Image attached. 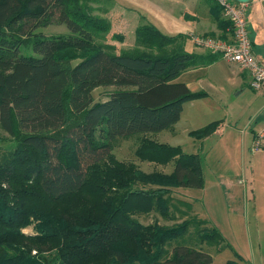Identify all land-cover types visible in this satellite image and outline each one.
Segmentation results:
<instances>
[{
  "label": "trees",
  "instance_id": "obj_1",
  "mask_svg": "<svg viewBox=\"0 0 264 264\" xmlns=\"http://www.w3.org/2000/svg\"><path fill=\"white\" fill-rule=\"evenodd\" d=\"M99 1L0 0V128L15 142L0 145V264H212L232 246L176 190L204 188L200 153L144 136L141 160L175 163L170 173L146 172L116 160L113 142L175 125L185 102L207 94L176 79L219 55L187 51V35H166L142 14L134 45L117 51L107 42L110 8L94 12ZM211 1L229 39L232 24ZM52 24L69 33L46 35ZM99 86L113 87L104 100L93 96ZM218 125L190 135L203 141ZM80 193L97 198L99 215L57 207ZM153 211L186 218L168 225L133 216ZM235 254L227 264H242Z\"/></svg>",
  "mask_w": 264,
  "mask_h": 264
},
{
  "label": "rangeland",
  "instance_id": "obj_2",
  "mask_svg": "<svg viewBox=\"0 0 264 264\" xmlns=\"http://www.w3.org/2000/svg\"><path fill=\"white\" fill-rule=\"evenodd\" d=\"M199 1L100 0L98 3L93 2L92 5L97 7L94 12L101 16L103 9H111L107 16L111 21L113 20V23L107 35V42L120 51L134 45V30L144 20L141 14L146 21L154 24L166 35H184L194 31V28L182 19V15L188 10H200ZM122 6H124L123 13L120 11ZM125 7L131 9L127 10ZM124 16H127L128 20ZM41 30L49 36L69 33L65 24H52ZM115 34L123 36L124 39H119L114 36ZM185 49L192 53L208 52L193 42L191 34L186 40ZM176 80L188 82L193 91H205L207 94L185 102L180 120L168 129L117 138L113 142L115 159L125 163H135L146 172L173 171L174 161L168 164H156L141 160L136 155V150L144 136L159 142L180 145L187 153H200L205 173V186L199 191V199L194 198L196 196L188 199L190 196L183 192L179 193V196L193 202L198 216L209 220L212 225H218L219 221L235 216L230 209L236 214L244 213L242 225L247 238L253 236L255 243L256 238L259 241L261 235L264 245V207L261 206V198L264 195V148L257 150L254 148V131L264 127V94L254 90L248 80L237 73L235 65L226 62L220 56L210 66L185 71ZM112 89L113 87L109 86H99L93 91V96L95 100H104ZM213 121L219 123L218 129L203 141L195 140L190 135L191 130L202 128ZM0 137L2 140L9 139L8 134L1 128ZM14 144L12 140L0 141V145L6 148L13 147ZM108 164L115 167L113 160ZM239 180H243L241 181L243 183ZM80 194L78 197H69L66 204L62 203L57 207L76 209L75 212L83 218L85 215L90 216L89 214L99 215L101 212L93 207L97 198L85 199L83 194ZM180 206L185 210V206ZM181 214L177 213L178 218L174 220L164 218L156 211L142 212L133 216L144 224L157 220L162 224L171 225L186 218ZM24 231L33 233V225L27 226ZM186 237L192 238L188 235ZM203 247V249L209 248L207 245ZM232 256V252L226 249L214 255L215 261L212 264H227V260Z\"/></svg>",
  "mask_w": 264,
  "mask_h": 264
},
{
  "label": "crops",
  "instance_id": "obj_3",
  "mask_svg": "<svg viewBox=\"0 0 264 264\" xmlns=\"http://www.w3.org/2000/svg\"><path fill=\"white\" fill-rule=\"evenodd\" d=\"M213 2L211 0H200L198 2V7L201 9L197 10L194 9L192 11H187L183 13L182 19H184L185 22H188L187 24L190 25L192 28H194V31L190 32L197 33V34H206L211 35L214 34L217 37H223L224 30L219 26L215 19V15L212 8ZM122 9L120 10L121 13L124 12V6H122ZM127 10L131 8L125 7ZM111 10V9H110ZM134 10V9H133ZM247 15L249 19V28H250V35L252 40V50L254 54L260 59L262 63H264V0H250V2L247 3ZM144 16V15H143ZM126 19L128 20L127 16ZM226 33V32H225ZM187 36L189 34L185 33ZM231 37V32L227 34V38ZM208 53L210 52L209 50ZM212 54V52H210ZM197 54H205V52H197ZM225 60V59H224ZM226 61V60H225ZM228 62V61H226ZM230 63V62H228ZM213 64V63H211ZM211 64H208L206 66H200L197 68H203L210 66ZM235 65L237 69V73L241 74L242 77H244L249 82V74L246 70L238 66L237 64L230 63ZM192 68V69H197ZM192 69H189L187 71H190ZM184 82V81H182ZM186 83V82H185ZM188 86L190 85L188 82L186 83ZM262 93V92H261ZM257 131H254L256 133ZM253 133V134H254ZM205 175V173H204ZM243 180H239L240 183ZM203 189V188H202ZM176 190L179 191V193L183 192L186 195H189V198L199 199V191L198 188H185L180 187ZM261 206L264 207V195L261 198ZM264 210V209H263ZM230 212L233 213L235 216H229L227 219H223L219 221L216 225L221 233L225 236L226 242L230 243L231 247H226L222 251L229 249L233 256L231 259L238 260L236 257L235 252H237L239 255L242 256L243 261H239L242 264H250V260L252 259V263L254 264H264L263 261V242H262V236L260 235V240L256 238V242L254 243V237L249 236L247 238L242 225V214H236V212L232 211L230 209ZM248 215V212L246 213ZM215 225V224H214ZM221 251V252H222ZM230 260V259H228ZM227 260V261H228ZM215 261V257H214Z\"/></svg>",
  "mask_w": 264,
  "mask_h": 264
},
{
  "label": "built area",
  "instance_id": "obj_4",
  "mask_svg": "<svg viewBox=\"0 0 264 264\" xmlns=\"http://www.w3.org/2000/svg\"><path fill=\"white\" fill-rule=\"evenodd\" d=\"M221 8L223 17L232 24L229 39L217 36L191 34L195 44L209 50L230 63L237 64L249 74V85L264 94V63L254 54L247 15V3L237 0H214ZM264 127L254 134V148H264Z\"/></svg>",
  "mask_w": 264,
  "mask_h": 264
},
{
  "label": "water",
  "instance_id": "obj_5",
  "mask_svg": "<svg viewBox=\"0 0 264 264\" xmlns=\"http://www.w3.org/2000/svg\"><path fill=\"white\" fill-rule=\"evenodd\" d=\"M238 2H241V3H248L250 2V0H237Z\"/></svg>",
  "mask_w": 264,
  "mask_h": 264
}]
</instances>
